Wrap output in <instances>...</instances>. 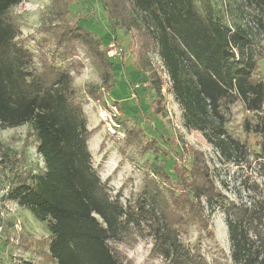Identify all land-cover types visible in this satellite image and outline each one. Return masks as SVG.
Here are the masks:
<instances>
[{
  "label": "trees",
  "instance_id": "1",
  "mask_svg": "<svg viewBox=\"0 0 264 264\" xmlns=\"http://www.w3.org/2000/svg\"><path fill=\"white\" fill-rule=\"evenodd\" d=\"M23 1L0 0V125L30 124L45 169L29 171L9 186L2 200L31 210L47 222L50 234L45 239L46 263L19 255L12 256L11 263L0 256V264H127L121 247H133L142 239L152 240L149 257H161L164 264H264V196L245 201L239 194V200H229L217 189L203 151L177 144L176 177L164 167L148 165L146 173L152 170L154 177L148 174L133 198L124 200V186L113 194L110 177L103 179L94 165L89 140L97 127H89L75 77L85 68L79 57L83 52L101 81L99 86L90 84L86 93L104 104L116 84L115 62L102 37L80 25V16L71 10L73 0H52L55 11L42 21L52 48L30 50L19 41L22 30L12 15ZM97 1L112 30L121 28L135 39L133 64L147 72L157 88L153 113L160 115L164 109L161 88L166 79L154 69L150 51L168 74L185 127L202 131L229 160L241 159L249 148L226 128L231 105L242 102L253 114L244 120L245 131L262 136L260 153L254 154L263 160L264 173V78L255 77L264 57L256 46L264 36V0H221L219 10L212 0ZM250 7L258 12L251 15ZM121 121L125 144L136 145L141 155L169 154L157 147L159 137L148 136L125 118ZM249 180L244 187L257 191L258 182ZM207 208L224 213L229 239V255L211 261L201 241L190 245L183 239L191 222L213 237Z\"/></svg>",
  "mask_w": 264,
  "mask_h": 264
},
{
  "label": "rangeland",
  "instance_id": "2",
  "mask_svg": "<svg viewBox=\"0 0 264 264\" xmlns=\"http://www.w3.org/2000/svg\"><path fill=\"white\" fill-rule=\"evenodd\" d=\"M212 2L216 10L223 6L221 0H212ZM71 10L80 16L81 26L102 37L105 48L113 36L124 47L120 56L121 62L119 59L116 60L114 72L118 78L122 77L128 83L129 93L124 97L126 90L123 87L120 90L119 83L116 88L118 91L114 93L120 97L117 99V101L119 100L118 103L107 95L108 100L119 104L122 110L121 120L125 118L130 122L129 124L141 125L148 136L155 135L160 138L159 144H157L160 150L166 149L169 152L168 155H164L162 152H148L141 155L136 145H127L123 140L109 137L104 130L102 142H105V147L101 148L100 144L89 145L93 153L94 165L98 167L102 178L110 177L109 184L113 194L124 186V200L133 198L144 185L146 176L149 174L150 177H154L151 169L150 172L146 173L148 165L153 168L164 167L172 176L176 177L173 172L176 162L174 154L176 151L180 152L181 148L178 146L180 145L183 148L190 146L195 150L203 151L217 189L225 194L229 200H239V194L244 196L245 201H253L257 194L263 198L264 173L261 168L263 160L258 157L257 161L254 154L257 151L260 153L259 143L262 136L245 131L244 120L246 118L251 120L253 114L245 109L242 102L231 105L226 115V128L230 136L246 142L249 148L245 149V154L242 155L241 159L229 160L207 140L202 131L185 127L183 109L172 91L163 96L164 109L162 113L156 116L152 115V102L157 98L156 85L147 72L137 71L133 66L136 50L133 45L135 39L131 33H127L121 28L112 30L102 3L97 0H73ZM249 10L251 15L258 12L252 7ZM54 11L55 5H53L52 0H24L15 6L12 9V15L17 18L22 30L19 41L36 53L40 52L41 48L51 49L53 43L44 31L42 21L45 16ZM44 40L47 42L45 43ZM256 46L257 49L264 51V36L257 39ZM79 57L85 63V68L76 75L75 87L78 95L87 102L86 90L90 84L97 86L101 84L100 75L99 70L85 58L83 52H80ZM148 57L153 62L154 69L165 77V69L156 52L150 51ZM86 68L91 70L88 74L89 78L83 82H78ZM255 77L256 79L264 78V57L259 60ZM87 107L88 104L86 103L85 110H88ZM91 108L99 112L95 105H91ZM100 128L103 129L101 122ZM37 146L38 139L30 124L17 127L0 125V222L4 224L0 256L5 263H11L9 259L19 255L35 263L47 262L48 244L45 239L50 234L47 222L41 221L31 210L20 206L9 198L3 197L5 201L2 204V195L6 196L9 186L29 171L33 174L44 171L45 162L38 153ZM123 150L125 154L122 153ZM248 178L251 183L258 182L257 191L247 190L244 187V181ZM1 205L3 207L7 205L6 211H3ZM1 211H3L4 216H2ZM209 211L207 208L204 213L210 215L211 226L209 229L213 237L200 232L199 223L191 222L187 229L189 235H185L183 239L190 245L201 241L202 251L211 261L213 258H221L224 254L229 255V239L224 213L220 209L213 213ZM152 246V240L142 239L133 247L123 246L121 249L129 259L127 264H164L161 257H149ZM228 261V264H232L230 260Z\"/></svg>",
  "mask_w": 264,
  "mask_h": 264
},
{
  "label": "built area",
  "instance_id": "3",
  "mask_svg": "<svg viewBox=\"0 0 264 264\" xmlns=\"http://www.w3.org/2000/svg\"><path fill=\"white\" fill-rule=\"evenodd\" d=\"M123 49L124 48L118 42H116L114 39H111L107 44L106 53L110 59L115 60V59H119V57L122 55ZM164 73H165L164 78L166 79V83H164V85L161 88V94L163 96H166V93L170 91L169 87L171 84L169 82V77L166 71ZM86 100H87L86 102L87 104H92L98 107L100 122L103 126V129L105 130L106 134L109 137H113L118 140H122L123 138H125L126 132L122 126V122H121L122 110L119 104L110 102L107 99H105V103L103 104V102L94 100L89 95H87ZM3 203L4 201L2 202V204ZM6 206L7 205H5V207ZM1 207H3V205H1ZM5 207H3L4 209L3 211H6L7 209V208L5 209ZM3 211H1L2 216H4ZM3 232H4V226L0 224V237H2ZM0 247H1V241H0Z\"/></svg>",
  "mask_w": 264,
  "mask_h": 264
},
{
  "label": "crops",
  "instance_id": "4",
  "mask_svg": "<svg viewBox=\"0 0 264 264\" xmlns=\"http://www.w3.org/2000/svg\"><path fill=\"white\" fill-rule=\"evenodd\" d=\"M116 60H118V59H115V60H113L115 63L117 62ZM119 60H120V62H121V58H119ZM119 62V63H120ZM133 64V63H132ZM133 66H134V64H133ZM115 68H116V65L114 66ZM115 73V72H114ZM115 82H116V84H115V86H114V88H113V90L111 91V92H109V93H107L106 94V96H105V99H107L108 100V97H107V95L111 98V99H113V100H115L117 103H118V101H117V99H120V97L118 96V94L117 95H114V93L116 92V91H118L116 88H117V85L120 83V86H119V89L121 90V87H123V89H125L126 90V94L124 95V97H126L127 95H128V93H129V86H128V83L125 81V79L124 78H122V77H117V75H116V73H115ZM123 97V99H125ZM122 98V97H121ZM116 102H114V103H116ZM91 105L92 104H88V110H86V113H87V115H88V119H89V127L90 128H95V127H97V130H96V132L91 136V138H90V140H89V144H92L93 146H96V145H98V144H100L101 145V143H102V138H103V131H104V129H101L100 128V119H99V112H98V110H94V109H92L91 108ZM153 116L155 115L154 113L152 114ZM156 116V115H155ZM138 126H140L141 128H143L141 125H139V124H137ZM144 129V128H143Z\"/></svg>",
  "mask_w": 264,
  "mask_h": 264
},
{
  "label": "clouds",
  "instance_id": "5",
  "mask_svg": "<svg viewBox=\"0 0 264 264\" xmlns=\"http://www.w3.org/2000/svg\"><path fill=\"white\" fill-rule=\"evenodd\" d=\"M90 71H91L90 69H87L86 68L84 70V73H83L81 79L78 82H83L84 80H87L89 78V75L88 74H89Z\"/></svg>",
  "mask_w": 264,
  "mask_h": 264
}]
</instances>
